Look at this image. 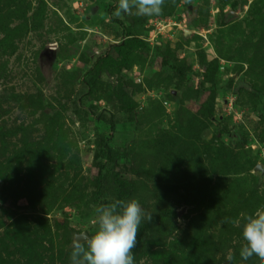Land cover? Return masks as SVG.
<instances>
[{
	"label": "rangeland",
	"instance_id": "374dc122",
	"mask_svg": "<svg viewBox=\"0 0 264 264\" xmlns=\"http://www.w3.org/2000/svg\"><path fill=\"white\" fill-rule=\"evenodd\" d=\"M117 4L0 0V264H70L99 172L152 214L135 264H259L231 221L264 204V0ZM115 19L148 44L121 68Z\"/></svg>",
	"mask_w": 264,
	"mask_h": 264
},
{
	"label": "clouds",
	"instance_id": "9594fccd",
	"mask_svg": "<svg viewBox=\"0 0 264 264\" xmlns=\"http://www.w3.org/2000/svg\"><path fill=\"white\" fill-rule=\"evenodd\" d=\"M164 3L165 0H118L113 14L117 17L124 14L157 16L162 13ZM94 212L95 231L73 239L70 264H135L133 249L141 222L144 219L151 222L152 214L145 213L134 198L101 204ZM231 223L242 230L241 259L247 261L256 257L259 264H264V204ZM227 260L234 262L231 252Z\"/></svg>",
	"mask_w": 264,
	"mask_h": 264
},
{
	"label": "trees",
	"instance_id": "16d2710c",
	"mask_svg": "<svg viewBox=\"0 0 264 264\" xmlns=\"http://www.w3.org/2000/svg\"><path fill=\"white\" fill-rule=\"evenodd\" d=\"M115 21L119 22V24L121 25V27L123 28V33H124V37L121 39V41L116 44L114 46L115 51L117 52V54L122 57V62L120 65L123 66L122 63H125L126 60L128 59V55L130 54V52H133L135 50L138 49H142V48H148V44L147 42L139 37V36H135L124 24V22L120 19H115ZM111 56V57H110ZM112 58V60H120L119 58H116L110 54H108V52L104 53L102 55V58ZM123 91V90H122ZM123 101L124 103L127 105L128 108H132L130 106L131 101L129 99V96L126 92L123 91ZM263 102H264V95L260 96V105H259V112H263ZM103 188V177H102V172H99V176H98V189L96 191V198L102 203V204H109L114 200H109L107 198H101L102 196V189ZM130 190H131V186L129 184V182L127 180H121L119 179V190H118V195L116 196L115 200L117 199H124V200H128L129 196H130ZM141 228L139 230H143V228H145V225H140ZM94 229H89L88 232L91 234L93 233Z\"/></svg>",
	"mask_w": 264,
	"mask_h": 264
},
{
	"label": "water",
	"instance_id": "95a60500",
	"mask_svg": "<svg viewBox=\"0 0 264 264\" xmlns=\"http://www.w3.org/2000/svg\"><path fill=\"white\" fill-rule=\"evenodd\" d=\"M257 171L261 170V167L260 166H257ZM83 233H88L90 234L88 231H82V232H76L75 235H74V238H76L78 235H81Z\"/></svg>",
	"mask_w": 264,
	"mask_h": 264
}]
</instances>
